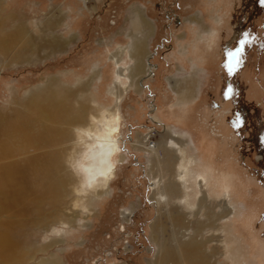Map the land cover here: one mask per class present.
I'll use <instances>...</instances> for the list:
<instances>
[{"label":"rangeland","instance_id":"rangeland-1","mask_svg":"<svg viewBox=\"0 0 264 264\" xmlns=\"http://www.w3.org/2000/svg\"><path fill=\"white\" fill-rule=\"evenodd\" d=\"M0 3V33L22 25L38 37V46L52 36L65 41L54 53L37 48L36 54L30 51L16 62L0 57V126L7 129L0 135V264H155L165 241L175 247L193 235L196 225L204 226L197 238L205 241L206 255L215 251L214 264H264V0ZM137 11L152 28L144 21L135 31L133 20L141 18ZM135 37H147L149 70L144 77L129 72L135 61L127 51ZM23 39L16 38L13 46ZM242 39L248 42L229 72L226 52L241 47ZM51 78L68 91L84 89L77 98L93 109L119 106L117 157L124 159L101 196L90 190L71 193L79 175L61 161L72 171L66 173L68 189L55 204L42 197L39 186L38 202H31L36 197L32 193L14 204L6 198L14 185L7 183L6 169L10 173L14 166H27L24 175L35 192L31 183L37 173L29 164L40 161L43 150L23 146V132L7 124L14 122V110H28L30 100L37 101L36 107L40 97L33 92ZM171 135L192 157L191 175L205 171L200 183L192 180L181 192L178 186H166L174 180L173 172L155 159L149 165L154 152L143 149H156L162 142L160 156L168 154L175 161L179 151L164 147ZM80 150L81 145L76 156ZM153 176L165 186L152 188ZM184 191L194 203L189 210L195 212L186 219L188 230L166 223L170 214L189 211L183 200L175 199ZM159 192L169 199L159 203ZM207 206L215 207V228L207 226ZM222 212L226 216L219 219ZM61 219L67 224H60ZM52 225L58 230L49 229Z\"/></svg>","mask_w":264,"mask_h":264},{"label":"bare ground","instance_id":"bare-ground-1","mask_svg":"<svg viewBox=\"0 0 264 264\" xmlns=\"http://www.w3.org/2000/svg\"><path fill=\"white\" fill-rule=\"evenodd\" d=\"M137 12L141 18L135 17V20H133L134 23H137L135 31L141 28L144 21L152 28L151 21L145 17L143 13L139 11ZM192 20L195 19L192 18ZM47 26L49 28L50 26L51 28L54 27L51 23L49 26V21H47ZM18 37L24 38L23 43L20 46L15 47L13 46V41ZM37 39L38 37H36L28 27L22 25L18 26L13 32L4 31L3 33H0V57L3 59H11L16 62L20 59L27 58L30 51L36 54L37 48H48V50L50 49V53H54L56 50H59V48L65 46V41H62L58 36H52L49 40L41 41V46H38L39 43ZM146 40L147 37H135L129 44V51L127 52L129 53L130 59L135 61L134 66L129 71L132 76H146V70H149L145 62L148 46ZM149 53L150 52L148 51V54ZM148 56L149 55H147V58ZM68 90L69 88L62 86L58 79L51 78L50 82L45 87L33 92V94L36 95L35 97H40V101L36 107L34 108L33 106L37 101L30 100L27 104L28 110H14V122L10 121L7 124L8 128L21 130L23 132V146L33 148L35 151L43 150L38 156L42 157L40 161L32 159L29 164L31 166L33 165L32 171L37 173L31 183V185L35 187V192L33 189V191L31 190V186L24 175L27 166H14L11 168L10 173H8L9 167L6 169L7 183H12L14 185L12 188L9 186V195H6L7 190H5V195L6 198L14 204L19 203L17 200L23 201L31 198L30 195L32 193L36 195V197H34L31 202L36 200L38 202V197L41 196L39 195V187L40 192H42V197H48L50 205L55 204L63 191L68 189L65 182V178L68 175L66 173L72 171H70V168L68 169L65 167L61 161L68 162L69 167L73 165L78 172L79 181L73 184L72 189H70V192L73 194L77 193L83 195L90 190L94 191V197L101 196L107 193L111 181L115 178L117 169L116 165L117 163H122L121 160L124 159V157H117L118 153L121 151V120L116 114L119 110V106L114 109H109L108 107L105 108V105H100L98 108L93 109L87 105L86 102L80 101V99L77 98V95L79 96V93L84 89L81 88L76 92ZM110 92L114 93L116 91L111 89ZM80 96H82V94ZM120 97L121 94L118 93L117 101H119ZM20 105L21 103H18V106ZM89 110H91L92 113H87ZM6 131L7 129L5 126H0V135L6 133ZM2 136L3 135H1V137ZM80 145L81 150L79 151V155L76 156V152ZM187 146H189L188 143L186 147ZM161 147H163L162 142L160 143V147L156 149H153V146L151 148L145 147L143 149H148L150 152H154V158L150 159V154L148 156L149 165L152 166V160L155 159L157 163L162 162L167 170L173 172L174 180L166 186H183L182 189H184L185 186H190V181L192 183V180H194L196 184L199 177L203 176L205 171H199L195 175H191L192 170L190 164L194 161L192 160V157H187V153L183 151L177 138H174L171 135V139H165L164 143V147L174 148L176 151H179L180 157H177L175 161L174 157L171 159V156L168 154H164V156L161 157L159 154V149ZM4 151L9 152L7 148H5ZM198 182L200 183V181ZM162 184V179L157 178L156 176L152 177V188L165 186ZM3 185L5 184L3 183ZM187 196L188 194L184 191L182 195L176 196L175 199L176 201L183 200L185 205L184 208L189 210L194 206V203L190 202V200L187 199ZM41 198L39 197V200ZM168 199L169 197L165 192H159V203H161L162 200L167 201ZM74 204L76 205V203ZM199 207H201V203ZM84 208H87V206H84ZM207 208V221H209L207 226L215 228V219L212 217L216 216L215 207L207 206ZM183 211V213H178L176 216L170 214V218L168 219L169 222H166L167 225L173 227L179 225L188 230L190 225L187 224L186 219H190L188 214L191 215L195 212H192L193 210H189L188 212L185 210ZM224 216H226L225 212L218 215L219 219ZM197 223L202 225V221L200 220H197ZM60 224L65 225L67 223L61 219ZM157 225H159V223ZM162 227L164 230L167 229L165 224L162 225ZM51 228L53 230H58L55 225L50 226L49 229ZM157 228L160 227L157 226ZM191 230L193 235L186 240L177 243L173 248H170L169 244L165 241L162 245L163 252L161 257L155 264H168V260H173V264H214L212 262V255L214 256L215 251L212 252V255H206L204 253L205 241L197 238L198 235L200 236L202 231H204V226L196 225V228L192 226ZM155 235L159 236L158 231H156V225Z\"/></svg>","mask_w":264,"mask_h":264},{"label":"snow or ice","instance_id":"snow-or-ice-1","mask_svg":"<svg viewBox=\"0 0 264 264\" xmlns=\"http://www.w3.org/2000/svg\"><path fill=\"white\" fill-rule=\"evenodd\" d=\"M247 39H242L240 41L241 47L237 48L236 50H228L226 52V67L228 68V71H232V63L235 60L237 63L239 62L236 60V57L239 55L241 51H243V46L247 44ZM227 92H230V89L226 90Z\"/></svg>","mask_w":264,"mask_h":264},{"label":"water","instance_id":"water-1","mask_svg":"<svg viewBox=\"0 0 264 264\" xmlns=\"http://www.w3.org/2000/svg\"><path fill=\"white\" fill-rule=\"evenodd\" d=\"M177 188H178V191H179V192H181V189H180L181 187H180V186H178Z\"/></svg>","mask_w":264,"mask_h":264}]
</instances>
